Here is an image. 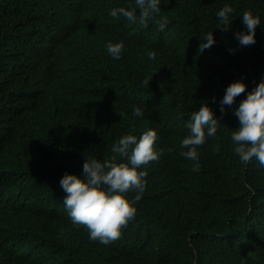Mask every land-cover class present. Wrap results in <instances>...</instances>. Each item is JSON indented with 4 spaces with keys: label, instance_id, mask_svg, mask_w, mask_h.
Wrapping results in <instances>:
<instances>
[{
    "label": "trees",
    "instance_id": "trees-1",
    "mask_svg": "<svg viewBox=\"0 0 264 264\" xmlns=\"http://www.w3.org/2000/svg\"><path fill=\"white\" fill-rule=\"evenodd\" d=\"M132 3L0 0V264H264V167L241 164L229 135L232 109L264 76V0H160L163 30L110 21L109 8ZM224 3L237 30L245 9L259 17L255 43L229 51L215 28ZM208 31L215 42L200 50ZM106 41L123 42L113 63ZM241 78L245 90L221 115L225 86ZM201 103L217 131L189 160L179 140ZM133 104L142 117L131 115ZM146 128L164 151L141 166L135 216L110 243L89 241L64 210L59 178Z\"/></svg>",
    "mask_w": 264,
    "mask_h": 264
},
{
    "label": "clouds",
    "instance_id": "clouds-1",
    "mask_svg": "<svg viewBox=\"0 0 264 264\" xmlns=\"http://www.w3.org/2000/svg\"><path fill=\"white\" fill-rule=\"evenodd\" d=\"M160 7L162 9L160 0H133L127 7L109 8L108 15L112 22L127 20L145 25L152 21L156 23L158 30H163L167 18L161 16L156 19ZM232 14L233 8L229 4L224 3L219 7L215 12V28L226 29ZM240 19L243 27L234 32L238 45L248 46L255 43L254 32L255 26L260 25L259 17L245 9ZM202 35L200 50L215 42L213 31L204 32ZM105 49V60L113 63L121 56L123 42L106 41ZM145 54L148 59H152L154 51L146 49ZM56 87L63 94L64 87L61 83H56ZM245 88L242 78L225 86L218 101L221 115L225 106L231 107L234 98ZM49 98H53V95H49ZM211 99L215 101V97ZM131 115L142 117L143 107L133 104ZM232 115L237 119V126L229 134L232 151L241 164L255 160L264 167V76L239 100L238 105L232 109ZM218 121L207 103H201L198 109L190 113L186 122L187 133L179 140V155L189 160H197L196 146L203 144L206 137H215ZM156 138L157 132L153 128H146L139 135L131 131L125 132L111 143L108 156L102 159L84 158L79 175L65 172L59 178V186L65 193L62 198L64 210L74 227L83 226L86 229L89 241L110 243L121 235V228L135 216V201L141 198L146 183V171L141 166L158 160L164 151L154 147ZM0 185L6 187L5 182ZM130 191L134 193L131 199L126 195Z\"/></svg>",
    "mask_w": 264,
    "mask_h": 264
},
{
    "label": "rangeland",
    "instance_id": "rangeland-1",
    "mask_svg": "<svg viewBox=\"0 0 264 264\" xmlns=\"http://www.w3.org/2000/svg\"><path fill=\"white\" fill-rule=\"evenodd\" d=\"M237 31L239 30H237L236 26L231 21H229L228 27L224 29L221 34L222 41L231 49L236 48V47H241V48L248 47L249 45L248 46L238 45L237 40L234 37V32H237Z\"/></svg>",
    "mask_w": 264,
    "mask_h": 264
}]
</instances>
